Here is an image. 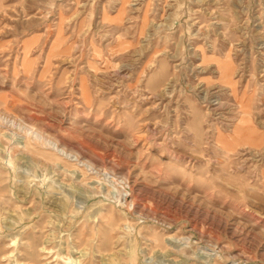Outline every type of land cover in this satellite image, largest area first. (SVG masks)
<instances>
[{"label": "rangeland", "instance_id": "374dc122", "mask_svg": "<svg viewBox=\"0 0 264 264\" xmlns=\"http://www.w3.org/2000/svg\"><path fill=\"white\" fill-rule=\"evenodd\" d=\"M0 264H264V0H0Z\"/></svg>", "mask_w": 264, "mask_h": 264}]
</instances>
